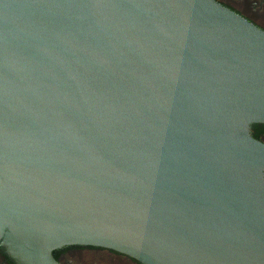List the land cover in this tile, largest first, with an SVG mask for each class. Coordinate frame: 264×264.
I'll return each instance as SVG.
<instances>
[{
    "label": "water",
    "instance_id": "water-1",
    "mask_svg": "<svg viewBox=\"0 0 264 264\" xmlns=\"http://www.w3.org/2000/svg\"><path fill=\"white\" fill-rule=\"evenodd\" d=\"M254 123L264 30L217 0H0V250L264 264Z\"/></svg>",
    "mask_w": 264,
    "mask_h": 264
},
{
    "label": "flooded vegetation",
    "instance_id": "flooded-vegetation-1",
    "mask_svg": "<svg viewBox=\"0 0 264 264\" xmlns=\"http://www.w3.org/2000/svg\"><path fill=\"white\" fill-rule=\"evenodd\" d=\"M242 17L264 30V1L262 0H217ZM251 135L264 142V123H254ZM54 256L62 264H141L122 253L95 247L71 245L54 251ZM0 264H11L0 250Z\"/></svg>",
    "mask_w": 264,
    "mask_h": 264
}]
</instances>
